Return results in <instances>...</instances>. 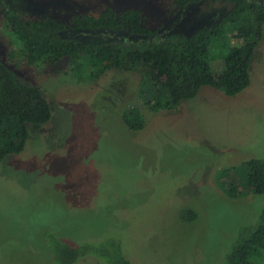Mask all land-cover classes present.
Returning <instances> with one entry per match:
<instances>
[{"label": "rangeland", "instance_id": "1", "mask_svg": "<svg viewBox=\"0 0 264 264\" xmlns=\"http://www.w3.org/2000/svg\"><path fill=\"white\" fill-rule=\"evenodd\" d=\"M219 6L209 1L179 11L172 0H12L5 10L57 18L74 40L103 44L192 36L221 20ZM106 7L139 9L158 34L69 28L74 15ZM2 13L0 5V59L20 80L42 87L54 115L24 152L0 164V264H56L55 239L109 238L133 264H221L239 230L264 208L263 196L230 197L220 175L264 158V38L242 93L229 97L206 87L178 111L155 113L139 94L136 73L113 71L93 82L77 78L67 61L41 73L11 62ZM218 53L211 62L216 74L225 71ZM132 106L147 118L143 131L131 132L123 122ZM187 210L197 218L187 221Z\"/></svg>", "mask_w": 264, "mask_h": 264}, {"label": "trees", "instance_id": "2", "mask_svg": "<svg viewBox=\"0 0 264 264\" xmlns=\"http://www.w3.org/2000/svg\"><path fill=\"white\" fill-rule=\"evenodd\" d=\"M10 1L0 0V5L11 62H24L41 73L67 61L77 78L93 82L113 71L136 73L140 77L139 94L155 113L178 111L206 87L229 97L242 93L251 85L252 61L264 38V0H172L179 11L210 1L221 4L218 8L224 13L219 22L192 36L172 41L103 44L74 40L66 34L65 23L57 18L28 19L7 12L5 7ZM70 22L69 28L75 30L107 29L148 38L158 34L136 8L116 11L106 7L97 15H74ZM229 41L235 44L229 45ZM219 43L221 47L216 48ZM216 51H222L218 54L225 63V71L218 74L211 69ZM53 115L42 87L20 80L0 59V164L24 152L32 134L37 135ZM122 119L131 132L143 131L147 125L145 114L137 106L125 111ZM220 175L223 190L230 197H264V158H251L239 167L222 169ZM184 217L193 221L197 214L187 210ZM87 257L96 259L92 262L97 264H133L113 238L76 244L53 241L52 260L56 264H76ZM221 264H264V208L258 220L239 230Z\"/></svg>", "mask_w": 264, "mask_h": 264}]
</instances>
